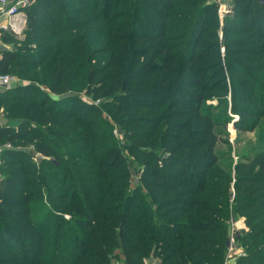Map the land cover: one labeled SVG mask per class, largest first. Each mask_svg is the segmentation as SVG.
I'll return each instance as SVG.
<instances>
[{"label":"trees","instance_id":"trees-1","mask_svg":"<svg viewBox=\"0 0 264 264\" xmlns=\"http://www.w3.org/2000/svg\"><path fill=\"white\" fill-rule=\"evenodd\" d=\"M232 2L243 21L232 30L245 35L226 45L235 120L208 102L228 90L210 82L213 56L203 63L200 48L216 0H34L23 10L36 53L0 52V73L28 79L0 92V142L11 144L0 264H226L237 217L235 264H264V144L236 163L216 150L214 128L231 120L264 134V58H254L264 4Z\"/></svg>","mask_w":264,"mask_h":264},{"label":"rangeland","instance_id":"rangeland-1","mask_svg":"<svg viewBox=\"0 0 264 264\" xmlns=\"http://www.w3.org/2000/svg\"><path fill=\"white\" fill-rule=\"evenodd\" d=\"M216 2L218 3V8L215 16L212 15V17L206 20V22H212L214 24L213 28L209 31L213 38H206V30H204V36L200 48L201 50L207 52V57L206 59H204L203 63L208 62L213 56V58L211 59V63H209L208 65L210 67L213 66L212 71H207L212 72L211 76L213 77V79H209L210 82L212 80L220 81L224 83L225 86H227L228 90L226 91L227 95H224V98L221 97L220 99H209L208 102L216 107L217 105H219V113L228 112L230 116H233V120H235V114L232 111L233 99L231 98V93L234 92L236 85L233 84L232 78H238V76L234 75V71H232L231 67L236 62V55L231 50H228L226 45L227 40L238 39L245 36L244 34L234 33L232 30L234 26L237 28H241L243 26V21L242 18L238 16V14L233 13L231 9L233 7L232 0H216ZM23 15H25L24 12ZM5 18L7 17L0 15V52L4 48H28L30 52L36 53V51H34L36 49L35 44L26 43L28 40L26 21L23 22L22 25L21 21H17V19L10 20V18L9 20H6ZM254 58L256 60L259 58H264V54L259 53ZM223 71L225 72V74H220V72ZM217 73H219V75H217ZM12 75L18 77L21 80V83H26V80L28 82V79H26L25 77L17 76L14 73ZM40 88L41 92H46L51 94L52 96H56L46 86L40 85ZM4 90L6 89H1L0 92ZM61 97L62 95L56 96V98ZM83 98L84 100L90 101L89 97L87 96H83ZM0 120L2 123L7 122L6 118L2 115H0ZM11 124L15 126L14 122H12ZM116 128L113 130L114 136L118 140L119 144L123 146L122 148H124L125 153H127L130 159H132L130 153L124 147V142L126 139L124 132L122 133ZM214 130L217 133L218 138L216 150H218L221 156L220 160L222 162L231 163L234 160V163H236V161L241 158L243 154H248V152L251 151L252 148H257L260 145L264 144V134L260 136V124L257 128L252 130H240L235 127L234 121L231 120L229 123H227L226 127L216 126ZM30 153L32 155V158L39 162L40 155L36 154V151L32 148L30 149ZM135 164H137V162H135L134 165ZM138 179L139 176L135 175V181L132 183L133 187L138 184ZM236 220V223L233 222L235 220H232L231 225H233L234 223L232 231H237V229H240V227L245 229L244 218L237 217ZM235 244L236 243L234 242V245ZM242 250V247H238V245H235L233 254H239L242 252Z\"/></svg>","mask_w":264,"mask_h":264},{"label":"built area","instance_id":"built-area-1","mask_svg":"<svg viewBox=\"0 0 264 264\" xmlns=\"http://www.w3.org/2000/svg\"><path fill=\"white\" fill-rule=\"evenodd\" d=\"M34 0H0V15L1 16H6L7 18H15L19 14H22L24 9L28 7ZM21 80L13 76L12 74L9 73H0V88L1 89H9L15 85L21 84ZM11 144L10 143H5L2 144L0 142V165L2 162V151L6 148H10ZM36 154L40 155L39 153L36 152ZM0 179H1V174H0ZM233 231H231L230 238L227 241L228 244V255H227V261L226 264L232 259H235L237 254H233V249H234V236H233ZM116 264H127V263H122V262H116ZM151 264H158L155 260L151 262Z\"/></svg>","mask_w":264,"mask_h":264},{"label":"crops","instance_id":"crops-1","mask_svg":"<svg viewBox=\"0 0 264 264\" xmlns=\"http://www.w3.org/2000/svg\"><path fill=\"white\" fill-rule=\"evenodd\" d=\"M1 7V6H0ZM25 14V13H24ZM6 20H9V18H5ZM12 19H17V21H21V23H22V25H23V22H25L26 21V16L25 15H23V13L22 14H19L17 17H15V18H12ZM12 19H10V20H12ZM0 90H1V88H0ZM237 222V220L235 219V221H234V223H236ZM234 223H233V225H234ZM233 225H231L230 226V231H232V228L234 227ZM240 229L241 230H243L244 228H242V227H240ZM236 263V259H232V260H230L229 262H228V264H235Z\"/></svg>","mask_w":264,"mask_h":264},{"label":"water","instance_id":"water-1","mask_svg":"<svg viewBox=\"0 0 264 264\" xmlns=\"http://www.w3.org/2000/svg\"><path fill=\"white\" fill-rule=\"evenodd\" d=\"M258 1L264 4V0H258Z\"/></svg>","mask_w":264,"mask_h":264}]
</instances>
